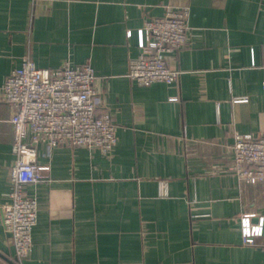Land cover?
<instances>
[{
    "label": "crops",
    "instance_id": "obj_1",
    "mask_svg": "<svg viewBox=\"0 0 264 264\" xmlns=\"http://www.w3.org/2000/svg\"><path fill=\"white\" fill-rule=\"evenodd\" d=\"M183 6L187 40L167 56L180 76L138 84L139 29ZM26 57L90 63L117 142L108 153L38 144L49 176L27 187L39 211L19 260L1 210L13 108L0 101V264H264V181L232 169L236 132L264 135V0H0V87ZM247 215L262 228L252 244Z\"/></svg>",
    "mask_w": 264,
    "mask_h": 264
},
{
    "label": "built area",
    "instance_id": "obj_2",
    "mask_svg": "<svg viewBox=\"0 0 264 264\" xmlns=\"http://www.w3.org/2000/svg\"><path fill=\"white\" fill-rule=\"evenodd\" d=\"M189 7L168 8L163 16L149 18L139 29L138 57L130 60L129 77L141 85L155 81L174 82L180 70L170 67L168 54L187 40ZM131 35V31L128 32ZM96 73L86 62L65 61L56 68L38 67L24 58L20 67L6 76L0 87V101L13 108L12 150L15 161L10 169L9 200L1 205L5 231L12 237L17 258L28 257L33 249V228L38 220L39 202L27 192L29 184L48 177L50 167L36 163L38 144H61L98 148L110 152L116 142L118 124L113 113L97 112ZM264 87V83H263ZM247 98H234L235 102ZM235 162L232 169L247 182L264 181V135L235 134ZM165 192L166 182L161 181ZM162 192V193H163ZM243 217L244 242L254 243L261 225Z\"/></svg>",
    "mask_w": 264,
    "mask_h": 264
}]
</instances>
